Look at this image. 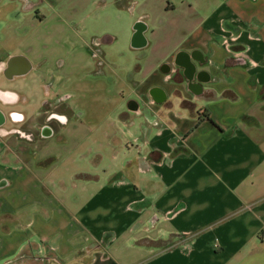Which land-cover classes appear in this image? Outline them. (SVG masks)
Segmentation results:
<instances>
[{"label": "crops", "instance_id": "obj_1", "mask_svg": "<svg viewBox=\"0 0 264 264\" xmlns=\"http://www.w3.org/2000/svg\"><path fill=\"white\" fill-rule=\"evenodd\" d=\"M0 264H264V0H0Z\"/></svg>", "mask_w": 264, "mask_h": 264}, {"label": "rangeland", "instance_id": "obj_2", "mask_svg": "<svg viewBox=\"0 0 264 264\" xmlns=\"http://www.w3.org/2000/svg\"><path fill=\"white\" fill-rule=\"evenodd\" d=\"M93 16L94 14L89 17H84L83 26L85 29L84 33V55L82 59V66L80 73L82 72V81H83V92H82V100L86 101L87 98L91 95L92 92H90L92 87H95L96 80L92 78L93 75H97L96 72L99 71L101 73V69H105V71H108V67L105 64V61H103V57L101 55L102 49L104 48V44L102 43V36L98 35L97 33H93L96 30H94V26L91 24V18L95 19ZM59 19L56 17H48L42 24H41V34L38 39V43L43 45V51L45 50V55L48 61V65L53 70L54 74H57V69L60 67L64 61V49L61 47V43H63L62 39L60 38L58 33H55L53 31V28L55 25H57V22ZM98 76H100L98 74ZM97 76V78H98ZM69 91V90H68ZM63 89H60V91H55L56 96H59L65 101L70 95L68 93H63ZM67 97V98H66ZM63 101V102H64Z\"/></svg>", "mask_w": 264, "mask_h": 264}]
</instances>
